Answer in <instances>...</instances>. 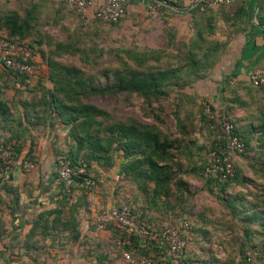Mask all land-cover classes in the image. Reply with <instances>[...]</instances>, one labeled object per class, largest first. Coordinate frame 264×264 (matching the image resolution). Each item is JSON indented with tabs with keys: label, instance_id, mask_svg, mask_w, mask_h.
I'll use <instances>...</instances> for the list:
<instances>
[{
	"label": "rangeland",
	"instance_id": "374dc122",
	"mask_svg": "<svg viewBox=\"0 0 264 264\" xmlns=\"http://www.w3.org/2000/svg\"><path fill=\"white\" fill-rule=\"evenodd\" d=\"M156 5L150 4L145 12L127 13L115 24L97 20L84 23L67 6L71 25L40 35L46 49L32 48L34 54L42 53L47 73L57 79L55 94L60 105L79 110L88 105L105 113L88 119L95 123L93 136L107 139L104 142L112 163L109 167L101 165L107 172L106 181L102 183L100 173L92 171L91 157L85 153L78 161L88 162L94 188L79 190L64 183L62 187L69 192L67 197L72 190L79 197L99 188L111 192L110 206H126L151 226L164 228L183 219L189 221L183 264H264V86L252 88L234 76L215 80L214 65L224 52L214 51L204 59L206 51L212 52L207 45L203 49L189 46L188 37L177 35L162 19L161 6ZM7 11L8 1L0 3V16ZM171 68L180 70L172 81L163 84L164 95L146 98L135 92L106 91L118 79ZM32 89L28 86L23 90ZM207 107L214 112V120L207 116ZM220 116L236 125L246 143L244 153L235 158L237 179L224 187L206 179L202 170L208 153L221 146L217 141ZM131 124L150 127L164 145L162 151L159 146L154 151L159 155L158 167L164 169L159 179L168 176L158 196L153 195V181L134 177L132 170L130 175L124 174L127 165L141 162L153 152L141 145L126 156L122 148L126 140L118 127ZM58 156L69 158L64 151ZM133 170L148 171V167L140 163ZM107 197L105 194L106 201ZM68 201L66 197L51 199L61 207L55 217L69 219L75 214L71 208L64 209ZM106 201L96 214L107 208ZM54 224L52 228H61L58 222ZM94 228L99 227L96 224ZM101 229L114 232L112 226ZM68 239L63 238L66 241L61 246L70 245ZM86 247L81 241L76 251L71 249L69 256L57 259L59 264H126L121 249L112 241L107 247L109 260L103 249L90 248L92 253ZM136 247L132 244L129 251ZM146 249L151 254L148 256L158 254L150 247ZM9 257L8 264H30L19 252Z\"/></svg>",
	"mask_w": 264,
	"mask_h": 264
},
{
	"label": "crops",
	"instance_id": "0c3cea01",
	"mask_svg": "<svg viewBox=\"0 0 264 264\" xmlns=\"http://www.w3.org/2000/svg\"><path fill=\"white\" fill-rule=\"evenodd\" d=\"M6 1L8 16L19 18L17 25L27 32L22 42L31 48L46 49V41L40 35L59 32L71 25L65 0H0V3ZM153 3L161 6L162 19L177 35L188 37L189 46L203 49L206 44L208 48L224 52L214 65L215 80L234 76V80L248 83L249 72L264 65L261 28L264 27V0H236L230 6L204 10L194 0H181L173 7L149 0H130L126 14L145 12ZM2 34L0 31V37ZM34 55L35 75L30 91L23 90L27 86L21 79L0 64V145L3 141H13L20 149L19 159H29L33 164L30 171L15 166L0 181V264H8V256L11 258L18 252L30 264L43 261L49 264L51 260L59 264L57 259L69 256L71 249L76 251L81 241L92 253V248L103 249L109 260L107 247L111 246L112 234L94 227L96 210L105 203V194L107 207L113 201L111 192L99 188L79 197L72 190V195L67 197L69 192L66 193L57 174L58 155L64 151L82 156L84 152H77L70 125L61 123L51 111L52 83L41 55ZM90 167L94 173H100L98 177L104 183L107 172L97 160H90ZM65 197L69 201L64 209L76 212L69 219H59L55 216L61 207H56L51 199ZM57 222L61 228H52ZM152 226L159 229V225ZM73 227L79 232L76 239ZM66 237L71 246L63 247L66 240L62 239Z\"/></svg>",
	"mask_w": 264,
	"mask_h": 264
},
{
	"label": "built area",
	"instance_id": "2783aa9c",
	"mask_svg": "<svg viewBox=\"0 0 264 264\" xmlns=\"http://www.w3.org/2000/svg\"><path fill=\"white\" fill-rule=\"evenodd\" d=\"M175 4L181 0H164ZM195 1V0H194ZM236 0H200L196 4L202 10L230 6ZM70 10L84 23L97 20L103 23L115 24L125 15L130 0H65ZM263 55H264V36ZM34 52L26 43L0 37V64L13 75L20 76L25 86H31L34 71ZM247 81L254 87L264 84V65L252 69ZM206 114L209 119L214 112L207 107ZM220 131L218 139L224 141L219 152L211 153L207 158L204 176L214 184H223L235 174V158L244 153L245 147L242 139L234 131L233 124L225 116L219 119ZM15 166H21L27 171L33 164L25 159L16 157L13 143L0 146V181L4 179ZM58 178L68 186L90 190L95 186L93 175L90 174L85 163H73L68 157L60 156L57 161ZM95 224L99 228L113 227L112 243L116 249H121L122 258L126 264H183L182 259L187 247V232L191 228L189 221L183 219L178 224H170L164 228H154L132 214L130 208L107 207L101 209L95 216ZM132 238L137 241V247L127 251L132 246ZM154 247L158 250L156 256L139 254L140 248Z\"/></svg>",
	"mask_w": 264,
	"mask_h": 264
},
{
	"label": "trees",
	"instance_id": "16d2710c",
	"mask_svg": "<svg viewBox=\"0 0 264 264\" xmlns=\"http://www.w3.org/2000/svg\"><path fill=\"white\" fill-rule=\"evenodd\" d=\"M18 20L19 18L17 16H14V15L8 16V11L6 14H3L2 16H0V31L6 34V36H3V37L9 40H13V41L16 40L20 42H22V40L25 39L27 32L22 31V29L17 25ZM196 48H200V47H196ZM207 50L212 51V52L208 53L206 51L203 54L204 59H207L208 55H210L211 53L213 54L215 51L212 48H208ZM40 55H42V53H40ZM179 70H180L179 68L178 69L171 68V69H167L163 71H158L156 73L137 74L125 80L118 79L116 83L110 86V89L106 88V91L135 92L146 98L151 95L153 96L164 95L165 91L162 89L163 84L165 83L167 84L169 80L172 81V79L177 75ZM9 72L12 74L11 71ZM14 76L20 78L21 82L23 83L22 78L20 76H17V75H14ZM48 80L53 84V89H52V94H51L53 113L57 115L61 123L70 125V131H69L70 136L72 137V140L75 141V143L77 144V147H76L77 152L83 151L84 153L82 155L87 153V155H90L91 157L90 160L92 159L97 160L98 164L103 165L105 167H109V165L112 163V157L109 155L110 153L109 147L105 145V142H104L107 139L106 138L101 139V137L93 136L94 132L92 131H94L93 127L95 123H93L91 119L90 120L88 119L94 116H104L105 113L95 107L88 106V105H84L82 107V110L70 109L64 105H60L59 101L56 100V94H55V89H56L55 86L57 85L56 84L57 79L52 74H48ZM247 84L251 86L252 88H262L264 86V84H262L258 87H254L249 82ZM68 110L71 112L69 113ZM80 118L82 119L80 124L73 126L74 121ZM220 118L221 116L218 117V119ZM212 120L214 119L212 118ZM229 121L233 124L235 133L238 134L239 137L242 139L244 143V147L246 148V143L241 133L238 131L236 125L230 119ZM217 126L220 128L219 121L217 122ZM150 129H151L150 127L145 126V125H132V124L128 126L120 125L118 127V131L120 132L122 138L126 140L125 141L126 145L122 148L127 157L130 156L131 151L140 147L141 145H144L145 148L147 149H152L153 152L150 154H147L143 161L141 162L137 160L133 162L131 161L132 163L127 165L126 168L124 169V174L130 175L131 170H132L134 177L142 176L147 180L153 181L154 183L153 195L158 196L162 192L161 183L163 182V180H166L168 176H165L162 179H159L160 176L163 174L164 169L158 167L157 161H158L159 155H157L154 151L156 150L155 146L156 147L159 146L160 150L162 151L164 145L159 143L160 137L158 133L151 131ZM7 141L13 143V151L15 152L16 157H18L20 153L19 147L13 141H9V140ZM217 141H219L221 146H219L218 148L215 147L213 151H210V153H208V156L213 152H219V148L224 145V141L221 139H218V136H217ZM79 157L80 156L78 155V153L69 155V159L75 164L82 162V161H78ZM207 158L202 168L203 173H204L205 166L207 164ZM140 163H145L148 167V171L134 172L133 169L136 166H139ZM85 165L88 171L89 170L88 162L85 163ZM234 170H235V174L232 178L228 179V181L224 182L223 184H216V185H219L220 187H224L226 185H229L231 182H234L238 176L235 164H234ZM73 232H74V238L75 239L78 238L79 232L74 227H73ZM111 234H112L111 236V241H112L116 233L113 232ZM132 244L138 245L137 241H135L134 238H132ZM130 248L131 247H127L126 250L129 251ZM146 248L148 247L140 248L139 254L151 255L149 254V250ZM150 248L154 249V251L158 253V250L156 248L152 246H150Z\"/></svg>",
	"mask_w": 264,
	"mask_h": 264
},
{
	"label": "water",
	"instance_id": "95a60500",
	"mask_svg": "<svg viewBox=\"0 0 264 264\" xmlns=\"http://www.w3.org/2000/svg\"><path fill=\"white\" fill-rule=\"evenodd\" d=\"M149 1H152V2H156V3H159V4H163V5H166V6H169V7H173V5L174 4H172V3H168V2H166V1H164V0H149ZM200 0H195L194 2H195V4L197 3V2H199ZM263 30H264V27H261Z\"/></svg>",
	"mask_w": 264,
	"mask_h": 264
}]
</instances>
